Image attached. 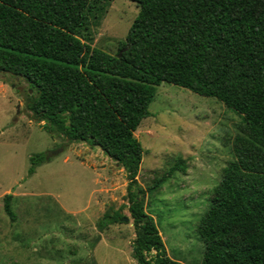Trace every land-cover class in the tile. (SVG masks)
Segmentation results:
<instances>
[{
	"label": "trees",
	"instance_id": "trees-1",
	"mask_svg": "<svg viewBox=\"0 0 264 264\" xmlns=\"http://www.w3.org/2000/svg\"><path fill=\"white\" fill-rule=\"evenodd\" d=\"M130 1L138 14L111 55L82 38L91 0H0V73L27 84L31 120L99 148L124 171L136 264H182L167 256L137 183L143 149L134 133L157 87L221 102L244 137L199 221L201 264H264V0ZM45 161L31 157L28 176ZM11 199L2 204L14 222ZM121 209L108 210L98 230L118 223Z\"/></svg>",
	"mask_w": 264,
	"mask_h": 264
},
{
	"label": "rangeland",
	"instance_id": "rangeland-1",
	"mask_svg": "<svg viewBox=\"0 0 264 264\" xmlns=\"http://www.w3.org/2000/svg\"><path fill=\"white\" fill-rule=\"evenodd\" d=\"M137 14L130 0H91L82 38L114 55ZM27 88L23 79L0 73V264H136L124 171L99 148L69 143L46 122L31 120ZM148 111L134 133L143 149L137 183L146 193L145 212L169 258L201 264L197 227L244 137L241 118L216 99L166 83ZM40 154L47 161L28 176L30 158ZM6 194L14 222L3 210ZM120 208V221L100 232L97 222Z\"/></svg>",
	"mask_w": 264,
	"mask_h": 264
},
{
	"label": "water",
	"instance_id": "water-1",
	"mask_svg": "<svg viewBox=\"0 0 264 264\" xmlns=\"http://www.w3.org/2000/svg\"><path fill=\"white\" fill-rule=\"evenodd\" d=\"M119 55H120V54H119ZM62 151H63V149H60L59 151L53 153L52 155H53V156H56V155L62 153ZM46 159H48V157H46ZM122 220H123L124 222H127L128 219H127L126 217H124Z\"/></svg>",
	"mask_w": 264,
	"mask_h": 264
}]
</instances>
